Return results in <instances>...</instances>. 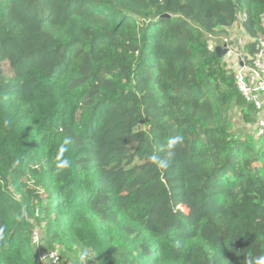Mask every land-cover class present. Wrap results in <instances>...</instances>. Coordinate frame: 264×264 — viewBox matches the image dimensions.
<instances>
[{
	"label": "trees",
	"instance_id": "obj_1",
	"mask_svg": "<svg viewBox=\"0 0 264 264\" xmlns=\"http://www.w3.org/2000/svg\"><path fill=\"white\" fill-rule=\"evenodd\" d=\"M232 26L251 63L264 0H0V264H264Z\"/></svg>",
	"mask_w": 264,
	"mask_h": 264
},
{
	"label": "built area",
	"instance_id": "obj_2",
	"mask_svg": "<svg viewBox=\"0 0 264 264\" xmlns=\"http://www.w3.org/2000/svg\"><path fill=\"white\" fill-rule=\"evenodd\" d=\"M240 66L234 72V80L238 92L244 100L251 104L255 110L254 130L258 135L264 133V41L257 44V52L251 59L243 56ZM32 242L35 245L41 244L40 235L34 233ZM43 264H60V257L56 252L40 253ZM91 264V263H86Z\"/></svg>",
	"mask_w": 264,
	"mask_h": 264
},
{
	"label": "rangeland",
	"instance_id": "obj_3",
	"mask_svg": "<svg viewBox=\"0 0 264 264\" xmlns=\"http://www.w3.org/2000/svg\"><path fill=\"white\" fill-rule=\"evenodd\" d=\"M224 35H226V33ZM209 45L213 49H215L216 47H223L224 45H226L227 53L222 58H224L227 67L232 69L233 71L237 70L239 68L238 66L239 63L242 60H244L241 54L243 41L240 38L239 32L234 34V39H231V41L227 37H223V38L221 37L217 38V36L210 37ZM230 117L232 121V130L236 134L239 135L252 134V128L254 127L255 122H253L252 124L245 122L242 118V115L236 110L232 111ZM173 192H174V198L178 197V191L174 190ZM37 246L41 248L40 244ZM69 262L70 264H86V263H91L92 259L83 254L78 257H71Z\"/></svg>",
	"mask_w": 264,
	"mask_h": 264
},
{
	"label": "crops",
	"instance_id": "obj_4",
	"mask_svg": "<svg viewBox=\"0 0 264 264\" xmlns=\"http://www.w3.org/2000/svg\"><path fill=\"white\" fill-rule=\"evenodd\" d=\"M234 29V30H233ZM240 33V38L242 39V41H243V47H242V49H241V54H242V56H244V46H245V44L248 42V39H247V37L241 32V30H240V28H238L237 26H232V27H230V28H228L227 30H226V35H224V34H218L217 35V38H223V37H227L230 41H231V39H234V34L235 33ZM232 63V62H231ZM230 63V64H231ZM238 66H240V63H239V65ZM235 69V68H234ZM62 264V263H61ZM65 264H70V262L69 261H66L65 262Z\"/></svg>",
	"mask_w": 264,
	"mask_h": 264
},
{
	"label": "water",
	"instance_id": "obj_5",
	"mask_svg": "<svg viewBox=\"0 0 264 264\" xmlns=\"http://www.w3.org/2000/svg\"><path fill=\"white\" fill-rule=\"evenodd\" d=\"M214 51L219 58H222L227 53L226 45L223 47H216Z\"/></svg>",
	"mask_w": 264,
	"mask_h": 264
}]
</instances>
